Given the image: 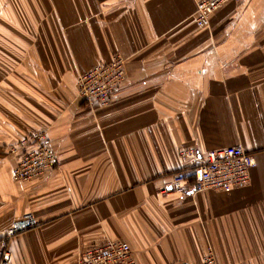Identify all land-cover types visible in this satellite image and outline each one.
<instances>
[{
	"label": "crops",
	"instance_id": "0c3cea01",
	"mask_svg": "<svg viewBox=\"0 0 264 264\" xmlns=\"http://www.w3.org/2000/svg\"><path fill=\"white\" fill-rule=\"evenodd\" d=\"M199 0H0V239L8 264H69L125 240L136 264H264V0H229L206 27ZM119 53L107 106L77 96V74ZM45 129L56 165L12 178L10 147ZM228 146L253 154L229 192L158 191L192 159ZM2 249L0 248V258Z\"/></svg>",
	"mask_w": 264,
	"mask_h": 264
},
{
	"label": "built area",
	"instance_id": "2783aa9c",
	"mask_svg": "<svg viewBox=\"0 0 264 264\" xmlns=\"http://www.w3.org/2000/svg\"><path fill=\"white\" fill-rule=\"evenodd\" d=\"M229 0H199L196 3L195 22L206 27L211 14ZM239 1V0H234ZM125 59L113 54L110 61L98 63L77 74V96L89 104L108 105L111 95L125 76ZM17 160L12 168V178L25 182L42 176L56 165V155L49 146L45 129L33 131L17 140L9 149ZM179 155L192 159L191 166L172 172L159 186L161 194L189 192L198 194L206 190L229 192L242 188L250 181V170L255 166L253 154L241 146H228L199 156L192 148L181 149ZM38 223L30 213L16 220L0 239L2 249L0 264H8V241ZM69 264H136L130 245L122 239H107L82 250ZM171 264H218L210 245L199 261H174Z\"/></svg>",
	"mask_w": 264,
	"mask_h": 264
}]
</instances>
